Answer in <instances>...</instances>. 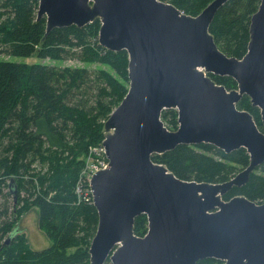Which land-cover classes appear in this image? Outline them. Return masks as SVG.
<instances>
[{"label":"water","instance_id":"1","mask_svg":"<svg viewBox=\"0 0 264 264\" xmlns=\"http://www.w3.org/2000/svg\"><path fill=\"white\" fill-rule=\"evenodd\" d=\"M227 1L212 0L193 16L167 0H39L44 36L99 19V44L128 54V91L103 125L109 166L90 181L98 220L89 264H196L207 258L264 264V202L244 195L223 199L264 162V0L250 18L241 58L221 51L209 31ZM209 74L231 77L236 88L227 90ZM244 95L259 108L263 130L237 108ZM168 108L177 110L174 130L161 119ZM199 143L225 153L244 148L249 163L232 179L210 183L180 179L152 160L179 144ZM142 214L148 228L138 236L134 224Z\"/></svg>","mask_w":264,"mask_h":264},{"label":"trees","instance_id":"2","mask_svg":"<svg viewBox=\"0 0 264 264\" xmlns=\"http://www.w3.org/2000/svg\"><path fill=\"white\" fill-rule=\"evenodd\" d=\"M211 1L169 0L193 16ZM259 3L228 0L217 10L209 31L227 56L241 58L247 51L250 18ZM38 5L39 0H0V54L90 64L0 60V264H89L98 216L93 204L77 197L75 186L86 163L82 156L103 141L104 121L128 91V54L99 44V19L83 27L54 28L44 36L46 18L37 21ZM209 75L228 90L236 88L231 77ZM236 106L248 111L263 130L260 110L248 96ZM161 119L168 129L177 128L176 109H164ZM152 160L180 179L218 183L232 179L238 167L244 169L249 155L244 148L225 153L208 143L179 144L153 154ZM12 189L16 201L13 197L10 204ZM234 195L264 202V162L223 199ZM33 208L38 228L51 240L42 250H33L17 229ZM147 228L146 215L138 216L134 233L143 236ZM196 264L221 261L207 258Z\"/></svg>","mask_w":264,"mask_h":264},{"label":"rangeland","instance_id":"3","mask_svg":"<svg viewBox=\"0 0 264 264\" xmlns=\"http://www.w3.org/2000/svg\"><path fill=\"white\" fill-rule=\"evenodd\" d=\"M10 60L13 62H26L29 64L32 63H44V64H52V65H69V66H87L90 63H84L79 60H61V61H53L49 59H40L36 57V55L30 56V57H19V56H7L6 54H0V60ZM91 66V65H90ZM88 156V153H87ZM82 161L85 162L86 158L85 155L82 156ZM241 167H238L235 174L240 172L242 169ZM14 195L12 193V198L8 200V203H12ZM5 201V200H4ZM37 208H33L29 210L22 218L19 220L17 224V229L20 230V232L24 233L25 237H27L29 244L33 248V250H42L47 248L51 244V240L46 236V234L40 230L37 226V223L35 221V212ZM111 263V261H109ZM107 262L106 264H108ZM112 264V263H111Z\"/></svg>","mask_w":264,"mask_h":264},{"label":"built area","instance_id":"4","mask_svg":"<svg viewBox=\"0 0 264 264\" xmlns=\"http://www.w3.org/2000/svg\"><path fill=\"white\" fill-rule=\"evenodd\" d=\"M108 163V158L102 143L88 148L85 166L81 170L75 186L77 197L80 200L89 201L91 204L93 203L90 179L96 171L107 168Z\"/></svg>","mask_w":264,"mask_h":264}]
</instances>
